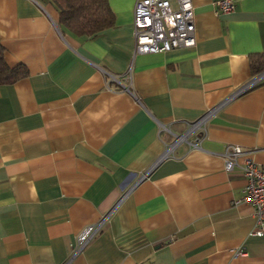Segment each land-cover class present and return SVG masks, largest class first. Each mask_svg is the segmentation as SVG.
<instances>
[{
    "label": "crops",
    "instance_id": "1",
    "mask_svg": "<svg viewBox=\"0 0 264 264\" xmlns=\"http://www.w3.org/2000/svg\"><path fill=\"white\" fill-rule=\"evenodd\" d=\"M108 1L114 26L78 37L55 0H0L6 63L29 72L0 85V264H264L255 210L238 203L244 160L264 169V77L250 66L264 54V0L222 14L192 0L195 47L140 55L138 0ZM209 112L196 145L158 163Z\"/></svg>",
    "mask_w": 264,
    "mask_h": 264
},
{
    "label": "built area",
    "instance_id": "2",
    "mask_svg": "<svg viewBox=\"0 0 264 264\" xmlns=\"http://www.w3.org/2000/svg\"><path fill=\"white\" fill-rule=\"evenodd\" d=\"M236 2L237 0H216V12L219 14L229 13L235 8ZM134 39L135 55L164 53L195 47L196 25L192 0H138L134 8ZM102 71L105 75L110 76L112 81L121 84L118 77L105 70ZM260 77H264V73ZM125 79L131 82V73H128ZM257 83L256 80L252 81L239 93L248 91ZM123 88L129 90L124 85ZM211 115L212 112H209L198 121L188 124L186 133L175 136V143L167 148L158 163L171 156L181 143L195 146L196 144L191 143L189 138L197 130L205 127ZM242 154V148L237 145L226 149L223 155L226 171H233L240 166L238 159ZM240 167L246 179V187L244 196L238 203H247L254 208L257 225L254 234L264 236V169L254 159L250 158H246ZM102 224L90 226L81 233L75 254L82 251L91 239L100 232Z\"/></svg>",
    "mask_w": 264,
    "mask_h": 264
},
{
    "label": "trees",
    "instance_id": "3",
    "mask_svg": "<svg viewBox=\"0 0 264 264\" xmlns=\"http://www.w3.org/2000/svg\"><path fill=\"white\" fill-rule=\"evenodd\" d=\"M60 11L59 25L78 37H93L114 26L115 17L108 0H55ZM253 75L264 73V54L250 56ZM29 75L25 65L10 67L0 44V85H10Z\"/></svg>",
    "mask_w": 264,
    "mask_h": 264
}]
</instances>
